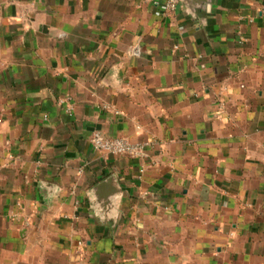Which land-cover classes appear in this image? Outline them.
Masks as SVG:
<instances>
[{
  "label": "crops",
  "instance_id": "0c3cea01",
  "mask_svg": "<svg viewBox=\"0 0 264 264\" xmlns=\"http://www.w3.org/2000/svg\"><path fill=\"white\" fill-rule=\"evenodd\" d=\"M197 1L0 0V264H264V0Z\"/></svg>",
  "mask_w": 264,
  "mask_h": 264
},
{
  "label": "built area",
  "instance_id": "2783aa9c",
  "mask_svg": "<svg viewBox=\"0 0 264 264\" xmlns=\"http://www.w3.org/2000/svg\"><path fill=\"white\" fill-rule=\"evenodd\" d=\"M182 2L183 0H166L161 6V11L164 15L174 14L178 11ZM66 102L68 103L67 113L71 115L73 106L69 99H66ZM90 142L93 150L105 159L109 156H128L133 159H144L147 157L146 148L149 146L148 143H132L125 138L108 137L100 132H95ZM9 160H14V156L10 155Z\"/></svg>",
  "mask_w": 264,
  "mask_h": 264
},
{
  "label": "water",
  "instance_id": "95a60500",
  "mask_svg": "<svg viewBox=\"0 0 264 264\" xmlns=\"http://www.w3.org/2000/svg\"><path fill=\"white\" fill-rule=\"evenodd\" d=\"M196 1H197V0H196ZM202 1L204 2L205 0H202ZM197 2H199V0H198ZM205 2H207V0H206ZM183 3L187 4L188 6H190L191 3L194 4L195 2H194V0H183Z\"/></svg>",
  "mask_w": 264,
  "mask_h": 264
}]
</instances>
